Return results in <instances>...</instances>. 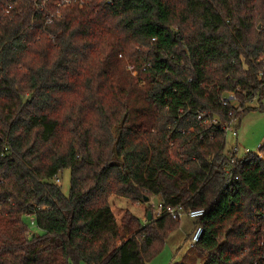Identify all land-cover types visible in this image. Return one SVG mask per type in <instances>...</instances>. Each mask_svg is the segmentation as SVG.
I'll list each match as a JSON object with an SVG mask.
<instances>
[{"label": "trees", "instance_id": "trees-1", "mask_svg": "<svg viewBox=\"0 0 264 264\" xmlns=\"http://www.w3.org/2000/svg\"><path fill=\"white\" fill-rule=\"evenodd\" d=\"M56 1L0 0V264H148L180 221L111 197L203 210L195 263L264 264V143L230 165L222 130L264 110V0Z\"/></svg>", "mask_w": 264, "mask_h": 264}, {"label": "rangeland", "instance_id": "rangeland-1", "mask_svg": "<svg viewBox=\"0 0 264 264\" xmlns=\"http://www.w3.org/2000/svg\"><path fill=\"white\" fill-rule=\"evenodd\" d=\"M124 59V63H125ZM131 65L126 62L123 65V70L127 72L128 67ZM129 73V72H127ZM130 77L136 76L133 74ZM140 84L142 80H140ZM264 106V97L262 100ZM251 106L256 107V103H252ZM236 122L233 123L235 125ZM231 130H233L231 128ZM237 132V138H234L230 133L226 134V143L225 149H229L232 146H237L240 149V153L247 149L251 153H256L261 144L264 143V110L262 111H253L245 114L242 118L240 124L235 128ZM58 182L55 183L60 187L62 194L67 197L70 190V172L69 170H63L57 176ZM159 199L157 197H151L147 203H137L131 204L129 201L111 197L110 205L113 211V214L117 221L124 215L125 212L133 213L136 217L142 220V223H145L144 211L145 208H148L151 212L155 211ZM29 225V230L32 233L37 231L34 225H30V220L25 221ZM194 221L183 217L180 219V226L178 230L174 231L165 242L162 251L148 264H173L180 263L181 261L186 262L187 264H201L195 263L194 257L196 256L192 250L188 247V242L185 239L186 234L193 229ZM187 238V237H186Z\"/></svg>", "mask_w": 264, "mask_h": 264}, {"label": "built area", "instance_id": "built-area-1", "mask_svg": "<svg viewBox=\"0 0 264 264\" xmlns=\"http://www.w3.org/2000/svg\"><path fill=\"white\" fill-rule=\"evenodd\" d=\"M71 3V0H57L56 4H55V8L58 9L60 7H65L67 5H69ZM119 58H121V56L119 55ZM149 67V64L142 66V69L140 71L144 72L146 68ZM129 72H132V67H128L127 69ZM204 116L202 114H198L197 118L198 119H202ZM204 125H207V121H204L203 123ZM210 124L212 125H216L217 121L216 120H212L210 122ZM231 125L230 124H226L225 126H222V130L225 132V134L230 133L234 138H237V132H235V130H231ZM230 149V153H231V157L229 160L230 165H233V163L235 162V158L242 156L243 154H248L250 153L249 150L244 149L241 153H240V149H238L237 146H232ZM259 150V149H258ZM257 158L260 160L261 155H259L258 151L255 153ZM231 169V168H230ZM231 170L227 169L226 171V175L230 173ZM56 182H58V180H56ZM137 205H139V203H137ZM204 214L203 210H183L180 206L178 207H170V206H164L162 203H158L155 211L151 212V216L153 219H158L160 217H169L171 220L173 221H180L181 218L183 217H187L191 220H193L194 222L198 221ZM31 225L33 224V219H30ZM203 234V230L201 228V226L199 225H195L193 227V231L189 237V241H188V247L190 249H192L200 240L201 236Z\"/></svg>", "mask_w": 264, "mask_h": 264}, {"label": "water", "instance_id": "water-1", "mask_svg": "<svg viewBox=\"0 0 264 264\" xmlns=\"http://www.w3.org/2000/svg\"><path fill=\"white\" fill-rule=\"evenodd\" d=\"M148 201H149L148 198H144L143 203H147ZM147 216H148L147 217V221H151L152 220V216H151L150 212H148Z\"/></svg>", "mask_w": 264, "mask_h": 264}, {"label": "crops", "instance_id": "crops-1", "mask_svg": "<svg viewBox=\"0 0 264 264\" xmlns=\"http://www.w3.org/2000/svg\"><path fill=\"white\" fill-rule=\"evenodd\" d=\"M192 227H194V223H193V226H192ZM192 231H193V229H192ZM192 231L190 230V231L186 234V237H187V238L185 237L186 240H188V237H190Z\"/></svg>", "mask_w": 264, "mask_h": 264}]
</instances>
